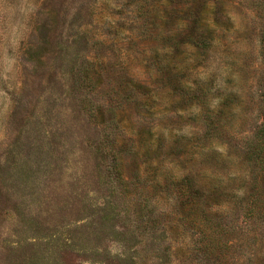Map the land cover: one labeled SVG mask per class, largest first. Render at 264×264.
Listing matches in <instances>:
<instances>
[{
    "label": "rangeland",
    "instance_id": "1",
    "mask_svg": "<svg viewBox=\"0 0 264 264\" xmlns=\"http://www.w3.org/2000/svg\"><path fill=\"white\" fill-rule=\"evenodd\" d=\"M0 264H264V0H0Z\"/></svg>",
    "mask_w": 264,
    "mask_h": 264
}]
</instances>
